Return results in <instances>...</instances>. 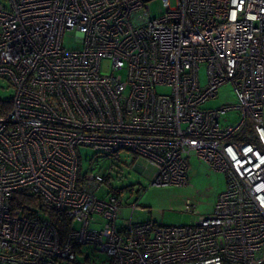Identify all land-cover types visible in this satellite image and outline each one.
I'll list each match as a JSON object with an SVG mask.
<instances>
[{
	"label": "built area",
	"instance_id": "1",
	"mask_svg": "<svg viewBox=\"0 0 264 264\" xmlns=\"http://www.w3.org/2000/svg\"><path fill=\"white\" fill-rule=\"evenodd\" d=\"M152 1L0 0V264L264 262V0ZM226 84L234 104L201 107ZM81 145L130 151L150 184L187 185L194 157L227 186L191 225L133 222L139 188L118 225L109 164L83 172Z\"/></svg>",
	"mask_w": 264,
	"mask_h": 264
},
{
	"label": "rangeland",
	"instance_id": "2",
	"mask_svg": "<svg viewBox=\"0 0 264 264\" xmlns=\"http://www.w3.org/2000/svg\"><path fill=\"white\" fill-rule=\"evenodd\" d=\"M174 4V0H170ZM163 6L160 0H153L149 3L150 16H157L163 13ZM63 45L67 48L76 46L74 43V33L65 32ZM101 70L103 74L109 73L110 60H102ZM200 85L206 84L207 73L205 65L199 67ZM161 92H170L169 87H158ZM14 90L9 87L5 80L0 79V98L10 100ZM235 103V97L230 84L224 85L218 96L211 98L201 104L202 108H215L224 104ZM229 120L235 119L236 114L229 112L226 115ZM80 169L85 172L89 169L98 170L101 166L108 164V182L105 189L112 188L116 191L123 206L119 209L117 224L129 216L127 203H131L137 197V190L141 188V205L143 211H136L133 214V222L152 221L161 225H191L199 220L201 216H206L213 211V207L221 192L226 189V177L224 172L215 171L209 168L204 162L194 157H189L190 164L189 183L185 186L173 184H150L149 175L151 169L147 167L143 172L134 168L135 164L143 165V161L136 158L133 153L127 150H120L115 154H99L97 150L78 146ZM110 160V162H109ZM109 162V163H107ZM143 189V191H142ZM103 190V191H104ZM137 191V192H136ZM194 206L195 212L186 210V203ZM96 216V214H95ZM92 228L99 227L98 223H93ZM91 246L85 245L83 249L90 252ZM96 255L104 257V253L97 251Z\"/></svg>",
	"mask_w": 264,
	"mask_h": 264
},
{
	"label": "trees",
	"instance_id": "3",
	"mask_svg": "<svg viewBox=\"0 0 264 264\" xmlns=\"http://www.w3.org/2000/svg\"><path fill=\"white\" fill-rule=\"evenodd\" d=\"M9 103L10 100H1L0 99V114L2 112H5L9 109ZM51 218L55 222V224L58 226L60 232L64 234L67 229L70 228L71 222L62 214V213H50ZM264 264V262L260 263Z\"/></svg>",
	"mask_w": 264,
	"mask_h": 264
},
{
	"label": "water",
	"instance_id": "4",
	"mask_svg": "<svg viewBox=\"0 0 264 264\" xmlns=\"http://www.w3.org/2000/svg\"><path fill=\"white\" fill-rule=\"evenodd\" d=\"M135 168H137L138 167V165L137 164H135V166H134Z\"/></svg>",
	"mask_w": 264,
	"mask_h": 264
}]
</instances>
